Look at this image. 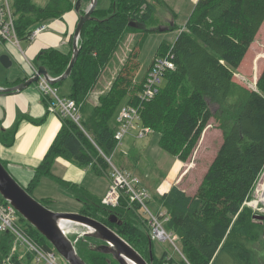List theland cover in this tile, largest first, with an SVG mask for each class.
I'll list each match as a JSON object with an SVG mask.
<instances>
[{
	"label": "trees",
	"instance_id": "obj_1",
	"mask_svg": "<svg viewBox=\"0 0 264 264\" xmlns=\"http://www.w3.org/2000/svg\"><path fill=\"white\" fill-rule=\"evenodd\" d=\"M75 2L47 0L38 5L33 0H14L11 5L19 40L30 38L40 23L61 18L74 8ZM99 2L81 29L78 55L65 78L70 85L67 95L62 96L73 98L78 104V121L60 116V128L25 189L31 194L42 176L54 179L82 203L79 212L114 229L150 264L164 261L166 253L158 259L153 254L145 217L139 214L144 222L141 225L131 216L132 207L138 209L139 205L131 203L125 192L116 206L94 202L84 186L52 174V164L57 157H62L82 168H90L97 175L103 173L109 166L106 156L110 157L117 147L116 115L125 103H140V124L157 132L162 149L182 162L189 158L213 118L221 131L222 142L212 162L193 194H187L176 184L161 193L159 202L165 212L160 219L179 239L182 264H260L259 258L264 256V219H255L254 212L243 202L251 198L264 168V67L256 89L236 82L233 75L264 22V0H197L175 41L159 46L155 56L170 51L175 67L164 73L162 84L151 99L139 102L138 94L147 71L136 81L127 72H132L133 65L138 67L131 61L124 64L109 89L99 96L98 103L92 104L87 97L110 64L124 35L142 29V36H136V41L141 43L150 31L130 26L133 22L130 19L145 20L154 11L147 0H114L109 8L98 7ZM142 5L147 6L142 8ZM108 9L109 13L102 14ZM71 54L72 47L67 52L45 48L36 54L33 64L45 66L56 77L66 69ZM134 55L137 60V52ZM127 66L129 69L125 70ZM24 79L26 76L7 80L3 86L15 85ZM63 80L54 86L58 88ZM44 101L47 104L46 97ZM46 117L47 114L39 118L18 114L10 127L3 128L0 124V143L5 147L14 144L22 120L41 124ZM0 201L6 200L0 195ZM111 212L119 215L121 224L108 221ZM18 216L26 224L22 229L35 242L46 250L53 248L33 225L19 213ZM14 240L11 231H0V264H42L28 249V255L21 258L13 249ZM94 240L99 241L80 236L75 242L79 255L78 242L86 249V257L80 255L86 263L118 264L110 254L92 250Z\"/></svg>",
	"mask_w": 264,
	"mask_h": 264
},
{
	"label": "rangeland",
	"instance_id": "obj_2",
	"mask_svg": "<svg viewBox=\"0 0 264 264\" xmlns=\"http://www.w3.org/2000/svg\"><path fill=\"white\" fill-rule=\"evenodd\" d=\"M13 1L14 0H9L11 4L13 3ZM46 1L47 0H33V2L38 5H43L46 3ZM113 1L114 0H100L98 7L109 8L111 7V2ZM158 1L159 2H157L156 0H147V2L151 3L154 6V11H151L149 17L145 20H138L134 18L130 19V21L142 23L144 25L143 27H145L146 29H150V31L146 32L144 40L141 43H139V41H136V36H142V29H137L134 31L131 30L124 35L120 44L114 51V56L110 64L104 68L95 87L90 91L87 97L88 102L97 104L99 96L109 89L112 80L124 68V64L128 62L134 61V63H136V66L138 67L136 68L133 65L131 68L132 72H127L129 74H133V77L136 81L142 79L149 67V64L156 57L155 55L158 52L160 44L163 43L169 45L175 41L177 35L185 27V23L196 2V0ZM88 4L89 0H85L82 4V8L85 9ZM142 6V8H144L147 5ZM109 12L110 9L103 11L102 14H107ZM161 27L166 28L163 30H159V28ZM8 45L9 44L7 42L4 44L0 40V55L8 53L13 60L12 65L8 68L0 63V85L5 83L9 79H12L16 75H19L20 73H24L25 70L26 74L23 77L26 76L27 78L28 76H30L27 75L29 74V69L26 66V61L20 56L22 58V62L21 67H19L17 64V60L8 48ZM136 52L137 60L139 61V63L137 62L136 56L134 55V53ZM263 67L264 22L260 26L254 41L250 44L241 64L235 71L233 79L236 82L253 89V87L255 86V81L257 80ZM127 69H129L128 66L125 67V70ZM253 78L255 79L254 82ZM33 84H35L36 86L35 82ZM69 85V79L63 80V82L58 86V94L67 95L69 91ZM47 107L48 100L46 108ZM47 111L50 112L48 108ZM141 126L142 125L140 124V122L134 123L133 126H131L130 129L124 134L121 143L115 148L114 151H112L110 156L113 164L115 163L116 166H119L131 175L138 176V178L140 179V184L146 187L149 192V197L146 199L147 206L153 214H157L158 211L165 212L164 208H162V206L160 205L159 196L172 184H176L187 194H193L196 191L204 173L212 162L222 142V135L220 129L217 127V123L213 118H211L208 125L203 130L200 139L191 155L186 161L182 162L177 157L162 149L159 144V134L157 132H152L150 130V132L146 133L143 136L137 135V131ZM88 172L93 173L92 176H95L97 182L102 183L103 185L105 183L109 184L107 190L109 189L112 182V168L110 165L106 167L103 173L99 175L95 174L93 170H90ZM174 180L176 182H174ZM55 184L56 186L59 185L58 183ZM260 185L261 188H259ZM260 189H263V192L261 193L260 197L257 198ZM41 190L42 192L46 193L45 195H48V193H54L56 191V189L50 183H48V185L42 186ZM86 194L91 195V198L93 199L92 201L97 203L102 202L103 197L101 198L99 189H86ZM263 194L264 168L257 178L251 198L248 199V201L254 199L252 201V204L257 203L259 200L264 201V198L262 199V196H264ZM31 195L36 200L52 210L61 207L58 204V201L60 200L57 199V197H52L54 198V201H56L55 203H53L46 201L44 198L46 197L45 195L37 196V194L34 192H31ZM83 197L88 200L86 196ZM244 205L251 208V210L254 212V215H264V204L262 202H260L257 209L253 208L249 204ZM132 208L133 209L131 210L133 215L131 216L138 221L137 223L144 225L142 219L143 217L139 215H143L144 210L142 208ZM135 216H137V218ZM17 221L20 226H26L25 222L20 220L18 215ZM161 223L166 232L171 234V236H176L175 234L167 230L164 221H161ZM69 227H71V225H68L67 228ZM76 228L77 227L72 226V230H65L66 234L72 240H75L78 235L76 230H82ZM77 244L80 255L85 258L86 249L80 244V242H78ZM174 244L176 245V247ZM174 244L171 242L170 238H166L164 240L152 238L153 254L156 259L160 258L163 253H166V258L164 261H157L154 264H182L181 259L183 258V254L179 250L180 245L177 236L174 240ZM13 249H16V252H18L21 258H24L26 255H28L27 247L24 245L15 244ZM259 261L260 264H264V256H261V259L259 258ZM55 263L68 264L57 251H55Z\"/></svg>",
	"mask_w": 264,
	"mask_h": 264
},
{
	"label": "crops",
	"instance_id": "obj_3",
	"mask_svg": "<svg viewBox=\"0 0 264 264\" xmlns=\"http://www.w3.org/2000/svg\"><path fill=\"white\" fill-rule=\"evenodd\" d=\"M77 20L78 13L73 8L66 11L61 18L48 20L46 22L47 27L37 36L22 39L20 42L22 54L13 46H8L16 58L18 66L21 67L22 58L33 61L36 54L45 48L53 47L67 52L72 45V34ZM25 71L9 79V81L22 78L26 74ZM18 114L32 118H39L47 114L46 120L41 124H35L26 119L22 120L12 146L5 147L0 143V159L3 160L12 176L22 186H28L36 167L60 128L61 117L56 113H47L44 96L39 93L35 84H31L20 92L0 94L1 126L3 128L10 127ZM90 170L88 167L82 168L62 157H57L51 167L52 174L63 180L80 184L85 189H99L102 198L109 184L103 185L97 182L95 176H92L93 173L88 172ZM174 182L176 181L174 180ZM48 183L53 185L56 191L45 195L46 193L42 192L41 187L48 185ZM55 183L58 182L48 176H42L31 192L36 193L37 196L45 195L44 198H49L50 202L53 203L56 201L52 197H57L61 207L53 209L55 211H79L82 203L73 198L62 185L58 183L59 185L56 186Z\"/></svg>",
	"mask_w": 264,
	"mask_h": 264
},
{
	"label": "built area",
	"instance_id": "obj_4",
	"mask_svg": "<svg viewBox=\"0 0 264 264\" xmlns=\"http://www.w3.org/2000/svg\"><path fill=\"white\" fill-rule=\"evenodd\" d=\"M14 18L13 8L9 0H0V40L3 43L7 42L9 44L8 46H13L22 54L20 40L16 33ZM46 27V22L40 23L32 30L30 37L33 38L37 36ZM24 60L29 69L28 75H32L37 70V66H35L32 61ZM174 67L173 56L170 51H167L163 55L156 56L152 60L144 77L142 89L138 94L140 99L139 102L151 99L162 84L164 73ZM35 83L39 93L47 97V108L51 113H56L59 116H69L78 121L79 107L73 98L59 95L58 88L55 87L54 84L49 83L42 75L39 76V79ZM139 108L140 103L137 105L124 104L119 108L116 116L117 128L114 135L117 140V146L121 143L124 134L130 129V127L133 126L134 123L140 122ZM148 132H150L148 127L141 126L137 131V135L143 136ZM106 159L112 168V182L102 198V203L109 206H116L119 203L120 195L125 192L131 203H137V205H139L138 209L142 208L144 210L143 217H145L147 225L149 226L150 237L162 240L170 238L171 242L174 244L176 236H171V234L166 232L160 221V216H163L164 212L159 211L157 214L151 212L146 202V199L149 197V192L146 187L140 184L138 176L131 175L115 166L112 163L111 156L106 157ZM259 188H261V185ZM262 192L263 189H260L257 198L260 197ZM253 200L254 199L248 201L247 199L243 204H249L256 209L260 202L264 204L263 200H259L257 203L252 204ZM17 215L18 212L8 201H0V231L7 230L14 234L15 240L13 248L15 244L24 245L27 249L35 253L36 261H39L42 264H56V250L54 248L46 250L40 244L35 242L18 224Z\"/></svg>",
	"mask_w": 264,
	"mask_h": 264
},
{
	"label": "water",
	"instance_id": "obj_5",
	"mask_svg": "<svg viewBox=\"0 0 264 264\" xmlns=\"http://www.w3.org/2000/svg\"><path fill=\"white\" fill-rule=\"evenodd\" d=\"M98 3V0H90L87 7L82 10V0H76L74 10L78 13V20L72 34V54L69 63L62 74L53 77L48 73L45 66H37V70L23 81L11 85H0V94L16 93L27 88L39 79L42 75L49 83L54 84L65 79L71 72L76 61L81 29L84 23L92 17V13ZM130 26L141 28V23L130 22ZM166 27H161L163 30ZM0 63L5 67H10L13 63L12 57L8 53L0 55ZM256 83L253 89H256ZM0 195L8 201L16 211L33 225L53 246V248L66 260L68 264H87L86 261L77 253L75 242L80 237H93L101 243L92 242L90 248L94 251L110 254L118 264H150L131 244L121 237L114 229L104 222L83 214L79 211H55L36 200L8 171L6 166L0 160ZM255 219H264V215H254ZM67 219L78 233L75 240L69 238L65 230L70 228L61 227L60 221ZM110 223L121 224L122 219L115 212H111L108 217ZM66 230V231H67ZM151 243H149V246ZM150 260H152L151 247L149 248Z\"/></svg>",
	"mask_w": 264,
	"mask_h": 264
},
{
	"label": "bare ground",
	"instance_id": "obj_6",
	"mask_svg": "<svg viewBox=\"0 0 264 264\" xmlns=\"http://www.w3.org/2000/svg\"><path fill=\"white\" fill-rule=\"evenodd\" d=\"M264 195V194H263ZM264 198V196H262V199ZM67 223H69V224H67ZM67 225H71V227H69L70 229L69 230H72L71 228H72V224H71V221H69V220H67V219H62L61 221H60V226L61 227H67ZM130 264H134L133 262H130Z\"/></svg>",
	"mask_w": 264,
	"mask_h": 264
},
{
	"label": "flooded vegetation",
	"instance_id": "obj_7",
	"mask_svg": "<svg viewBox=\"0 0 264 264\" xmlns=\"http://www.w3.org/2000/svg\"><path fill=\"white\" fill-rule=\"evenodd\" d=\"M142 24V23H141ZM143 25V24H142ZM144 26V25H143ZM141 28H144V27H141ZM97 243H101V242H97Z\"/></svg>",
	"mask_w": 264,
	"mask_h": 264
}]
</instances>
